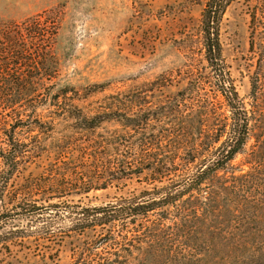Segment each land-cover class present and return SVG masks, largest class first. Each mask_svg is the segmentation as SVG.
Segmentation results:
<instances>
[{"label":"trees","instance_id":"1","mask_svg":"<svg viewBox=\"0 0 264 264\" xmlns=\"http://www.w3.org/2000/svg\"><path fill=\"white\" fill-rule=\"evenodd\" d=\"M234 1L206 2L204 65L105 95L95 112L83 105L105 84L80 95L59 79L55 17L0 18V226L76 210L68 233L94 240L71 264H264V164L241 175L232 165L255 116L220 39ZM45 155L49 169L24 176ZM134 183L138 195L106 206L61 202Z\"/></svg>","mask_w":264,"mask_h":264},{"label":"rangeland","instance_id":"2","mask_svg":"<svg viewBox=\"0 0 264 264\" xmlns=\"http://www.w3.org/2000/svg\"><path fill=\"white\" fill-rule=\"evenodd\" d=\"M207 0H0V18L23 22L50 15L57 21L55 56L59 79L70 81L80 95L87 84H105L106 93L84 103L95 112L105 95L127 91L161 74L173 75L189 66L204 65L201 21ZM255 17L256 22L253 23ZM260 23V24H259ZM264 0H236L226 10L220 28L223 54L240 97L255 111L253 130L244 152L232 165L235 175L264 164ZM256 26V27H255ZM59 28V29H58ZM56 81V80H55ZM54 82V81H52ZM258 87L253 92V86ZM82 104V103H81ZM255 108V109H254ZM54 158L45 155L37 175L49 169ZM23 180H18L22 183ZM142 187L108 188L61 202L85 207L106 206ZM136 190V191H135ZM138 190V191H137ZM10 189L4 203H11ZM41 200V195L34 197ZM54 200L53 202H57ZM41 204V201H40ZM0 203V212H2ZM4 206V205H3ZM11 204L7 207L12 209ZM18 218L0 226V264H71L94 232L68 233L75 215ZM51 227L50 234L46 228ZM64 232H66L64 234Z\"/></svg>","mask_w":264,"mask_h":264}]
</instances>
